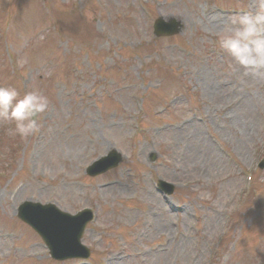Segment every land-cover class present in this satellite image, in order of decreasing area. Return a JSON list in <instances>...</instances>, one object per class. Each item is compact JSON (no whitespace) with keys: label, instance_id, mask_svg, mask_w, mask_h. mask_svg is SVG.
I'll use <instances>...</instances> for the list:
<instances>
[{"label":"rangeland","instance_id":"1","mask_svg":"<svg viewBox=\"0 0 264 264\" xmlns=\"http://www.w3.org/2000/svg\"><path fill=\"white\" fill-rule=\"evenodd\" d=\"M249 1L217 0L223 12L211 0H0V86L21 95L39 89L50 100L40 132L26 140L0 124V264H88L50 260L16 220L18 203L34 199L69 211L93 207L84 241L96 264L108 254L113 264H186L171 254L176 248L185 256L186 240L168 253L156 245L186 228L202 241L199 250L209 248L204 263L264 264V168H257L264 85L233 71L215 37L236 14L230 7L249 10ZM157 17L179 21L180 32L154 38ZM77 73L83 77L74 79ZM111 83L119 88L114 98L104 90ZM111 148L123 155L120 168L85 176V166ZM234 170L252 174L248 192ZM156 178L175 184L166 199L173 219L153 193ZM154 205L167 225L147 233ZM180 207L189 209L184 217H207L191 229Z\"/></svg>","mask_w":264,"mask_h":264},{"label":"clouds","instance_id":"2","mask_svg":"<svg viewBox=\"0 0 264 264\" xmlns=\"http://www.w3.org/2000/svg\"><path fill=\"white\" fill-rule=\"evenodd\" d=\"M216 42L231 59L233 71L264 85V0H254L249 10L233 14L215 33ZM20 66L27 63L22 58ZM50 110L49 98L39 89L21 93L12 86H0V124H11V136L27 139L38 134L42 119Z\"/></svg>","mask_w":264,"mask_h":264},{"label":"water","instance_id":"3","mask_svg":"<svg viewBox=\"0 0 264 264\" xmlns=\"http://www.w3.org/2000/svg\"><path fill=\"white\" fill-rule=\"evenodd\" d=\"M48 231H49V229H48V230H43V233H44V234H47ZM48 247H49V249H50V254L55 255L56 252H55L54 248H52V247H50V246H48Z\"/></svg>","mask_w":264,"mask_h":264},{"label":"bare ground","instance_id":"4","mask_svg":"<svg viewBox=\"0 0 264 264\" xmlns=\"http://www.w3.org/2000/svg\"><path fill=\"white\" fill-rule=\"evenodd\" d=\"M215 24H217L215 21L210 20V27H215L216 26ZM158 219H160V217L159 218H154V220H158ZM107 264H111V262L108 261Z\"/></svg>","mask_w":264,"mask_h":264}]
</instances>
